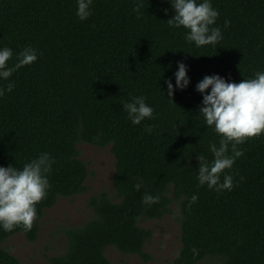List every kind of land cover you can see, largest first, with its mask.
I'll return each instance as SVG.
<instances>
[{
  "label": "trees",
  "instance_id": "trees-1",
  "mask_svg": "<svg viewBox=\"0 0 264 264\" xmlns=\"http://www.w3.org/2000/svg\"><path fill=\"white\" fill-rule=\"evenodd\" d=\"M210 3L223 39L197 47L185 40L187 29L169 27L175 15L171 0H93L83 21L77 0H0V49L13 51L8 66L26 47L37 52L34 63L0 78V88L15 85L0 97V167L22 169L43 152L55 161L32 229L0 227V243L18 231L34 240L45 208L58 196L85 190L87 168L76 148L84 141L109 145L117 200L92 196L93 215L66 229V248L49 256V264H111L107 245L146 258L142 247L151 230L138 221L160 217L173 200L180 245L172 264H196L207 255L217 256L219 264H264V134L239 145L244 154L221 174V183L224 175L233 176L232 190L199 185L197 157L211 161L209 145L218 147L221 137L198 113L211 88L196 91L205 76L239 83L264 71V0ZM137 5L139 13L133 10ZM178 63L189 78L182 90L175 83ZM137 96L154 114L134 125L123 105ZM146 126H153L150 133ZM145 193L158 195L159 202L144 204ZM193 195L198 200L190 204ZM0 264L20 262L0 247Z\"/></svg>",
  "mask_w": 264,
  "mask_h": 264
},
{
  "label": "clouds",
  "instance_id": "clouds-1",
  "mask_svg": "<svg viewBox=\"0 0 264 264\" xmlns=\"http://www.w3.org/2000/svg\"><path fill=\"white\" fill-rule=\"evenodd\" d=\"M92 2L93 0H77V16L81 21L91 15ZM171 7L175 15L167 20L168 25L171 28L187 29V42H194L199 47L215 45L223 39L220 28L213 26L219 13L212 7L210 0L200 3L197 0H171ZM133 10L139 13L140 5ZM228 26L229 21L225 20L224 27ZM12 57V49H0V78L4 80H8L19 68L34 63L37 52L32 47L22 49L16 55L17 62L9 67L7 62ZM177 67L174 74L176 88L182 90L188 86L189 78L183 63H178ZM165 83L167 96L171 98L173 85L170 79L165 80ZM14 87V84L9 83L5 88H0V97L11 92ZM209 88L211 91L203 95V106L198 109V113L202 114L208 126H214V131L221 139L218 147L216 143L209 145L208 150L213 156L211 161L204 155L197 157V179L199 185L206 184L209 189L230 191L233 188V176L224 175L221 183V174L231 169L235 160L244 154L239 145L264 134V71L255 73V78L243 79L239 83L226 82L218 75L205 76L196 85V91L201 94ZM123 107L134 125L140 124L146 118H153L154 109L145 103L142 96L133 97L132 102H126ZM152 128L153 126H146L145 130L150 133ZM54 163L50 154L43 152L24 163L22 169L12 165L0 167V227L3 230L11 232L18 226L25 232L32 229L37 219L36 205L46 198L51 188L48 174ZM140 187V184L135 185L137 191ZM197 200L198 197L193 195L190 204ZM158 202V195L144 194V204ZM192 252L194 256L198 254L195 248ZM179 256L180 253L177 252L176 258L179 259Z\"/></svg>",
  "mask_w": 264,
  "mask_h": 264
},
{
  "label": "rangeland",
  "instance_id": "rangeland-1",
  "mask_svg": "<svg viewBox=\"0 0 264 264\" xmlns=\"http://www.w3.org/2000/svg\"><path fill=\"white\" fill-rule=\"evenodd\" d=\"M76 148L78 157L87 168L85 190L70 197L58 196L51 207L45 208L39 218L34 240H28L18 231L0 243V247H7L20 264H49V256L63 252L67 245L66 229L83 223L93 215L89 204L92 196L105 194L111 200H117L112 185L114 156L109 145L97 146L78 141ZM138 224L151 230L150 238L142 247L147 257L123 253L115 246L107 245L104 254L111 264H172L180 245V212L177 201L173 200L160 217L144 218ZM219 263L217 256L207 255L196 264Z\"/></svg>",
  "mask_w": 264,
  "mask_h": 264
}]
</instances>
